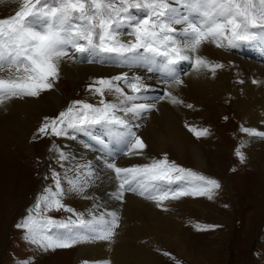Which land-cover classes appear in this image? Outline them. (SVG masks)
<instances>
[{"label": "snow or ice", "instance_id": "obj_1", "mask_svg": "<svg viewBox=\"0 0 264 264\" xmlns=\"http://www.w3.org/2000/svg\"><path fill=\"white\" fill-rule=\"evenodd\" d=\"M6 0H0V4ZM19 9L14 15L0 18V105L5 100L20 97H36L53 87L52 81L59 76V63L65 57L81 56L93 58L101 54L114 56L121 65L144 64L148 71L164 73L176 84L183 81L176 75V66L188 61L196 71L208 69L215 74L222 64H213L198 55L205 43L217 47L237 48L251 42L264 33V0H14ZM135 10V11H133ZM134 40L122 41L121 29ZM259 29L261 32H257ZM71 50V51H70ZM88 62H92L89 59ZM155 65V69L152 67ZM124 80L135 92L145 87L139 78L129 82L127 74L112 77L110 80L95 82L100 87L90 85L103 95L104 89L114 90L124 96L121 105L104 103L94 107L82 101V110L73 111L69 106L58 117L45 123L39 131L53 135H66L68 128L78 125L103 124L106 127L123 128L121 133L128 138L127 147L143 149L144 143L132 131L128 121L117 116V110L134 116L151 110L153 104L131 103L139 97L124 94L123 89L113 81ZM174 104L183 103L170 92L166 93ZM192 107V105H187ZM187 126V125H186ZM195 131L194 129H190ZM250 135L264 137V132L242 128ZM207 129L196 132L197 136L206 135ZM236 154L243 159L237 149ZM63 159V154H61ZM121 180L120 189L137 193L152 200L157 207L163 202L176 200L181 196L208 195L212 198L213 189H218V181L207 178L189 169H183L169 162L167 156L151 163L132 168L117 167L108 163ZM123 174V175H121ZM80 176L70 180L72 191H83L87 183ZM55 176V174H54ZM127 186V187H126ZM56 191L46 189V195L37 202L36 208L43 203L46 209L66 208L58 197L63 195L60 181L56 179ZM123 191L116 195L121 199ZM166 210V209H165ZM84 219L82 214L76 220L54 221L51 218L37 220L29 218L22 225L29 230V238L45 250L65 249L81 242L107 240L114 236L119 217L108 213ZM21 225H18L20 227ZM52 228L64 229L52 232ZM37 236L40 237L37 240ZM164 255H170L164 253ZM104 264H110L105 261ZM176 264H180L179 261Z\"/></svg>", "mask_w": 264, "mask_h": 264}, {"label": "bare ground", "instance_id": "obj_2", "mask_svg": "<svg viewBox=\"0 0 264 264\" xmlns=\"http://www.w3.org/2000/svg\"><path fill=\"white\" fill-rule=\"evenodd\" d=\"M19 6L14 0H6L5 3L0 4V18L15 14ZM124 36L125 30L122 28L119 38L122 41H128L129 39H125ZM256 38L262 40L263 36L258 35ZM254 43V40L246 42L237 48L217 47L213 43L203 44L199 49L201 51L199 55L213 64H222L224 67L217 68L215 74H212L208 69L203 68L196 71L190 62L185 61V69H189L190 73L181 74L178 65L176 66V75L183 81L182 84L174 83L170 77L160 71H148V66L144 64L121 65L114 56L108 54L89 58L77 53L75 57H65L60 61L59 74L68 79L73 89L76 87L80 89L85 84H96L95 82L102 79L110 80L112 77L127 74L129 82L135 83V78H139L145 87L141 88L139 92H135L123 79L113 81V83L118 84L124 94L139 97L131 103L155 105L151 110L143 111L135 116L131 113L125 114L120 110L116 111L115 114L128 121L132 131L140 137L145 145L143 149H134L131 153L127 147L128 138L121 135L125 131L123 128L113 129L101 124L98 127V135H94L96 131L89 124H85L78 125L71 132L67 129L66 135H56L59 144L55 153L45 161V165L46 168L48 167L47 175L50 176L51 173V177L55 180L56 190V179L58 178L60 181L63 195L59 199L62 204L66 208L72 209V211H66L63 208L61 218L64 221L69 218L76 220L77 215L82 214L84 219H91L92 216L98 217L105 214V219L110 220L111 216L107 214L113 212L119 217V226L114 229L115 234L112 239L110 241L81 242L75 257L71 256L74 258L72 264H104L105 256L109 255L110 251H112V261L117 264L128 255H139V252L145 250L143 242L146 238L161 235L156 230L164 231L166 226L163 227V225L172 224L175 214L173 211L167 212L169 209L167 204L171 199L164 201L163 207H157L152 200L145 199L132 191L121 190V180L117 178L114 169L108 168L107 164L114 163L117 167L132 168L167 156L169 162H177L175 164L178 165V163L187 162L185 156L188 155L187 152L190 153L189 156L194 157L195 161L200 162L201 151L197 149L196 140L187 130V127L192 126V122L194 123L192 109L200 99L211 101L216 99V95L218 97L228 96L229 99L235 97L237 103L235 105L236 114L231 106L224 109L216 105L202 117V122L204 121L201 124L202 127L194 123L193 126L197 127L198 131L207 129V134L200 136L203 137L201 141L206 142L205 146L220 147L219 143L213 141L211 132L220 128H228L237 133L236 142L239 151H243L248 156L255 155L256 149L261 145L260 136H251L249 133L241 131L242 128H248L256 132H264V55L262 53V55H258L255 52L251 55L243 48L245 44L252 46ZM250 46L248 48H251ZM260 52L262 51L260 50ZM89 59L92 62H88ZM152 67L155 69L156 66ZM168 92L183 103H172L170 97L166 95ZM41 94L48 96L49 101L48 114L45 116H48L49 119L58 117L67 101L66 96L61 92L60 85L53 83V89L45 90ZM154 96H159L163 100L158 104L144 102L145 98ZM100 99L99 105H96L95 102H92V105L103 107L101 101H104V103L118 105L120 108L131 106L130 103L121 105L120 101L124 99V96L114 90L109 91L107 88L104 89L103 95H100ZM23 100H25L24 97L12 98L5 100L0 105V158L1 155H5L6 146L9 143L14 144L21 136L19 135L20 124L25 123L27 126L25 128L28 129L26 131H30L32 124L44 113L45 107L38 106V102L29 100L28 103H25ZM187 105H192V107ZM155 111L157 117L152 116ZM143 125L146 126L147 133L140 136L138 132ZM80 134L95 141L96 145L83 141L81 137H78ZM197 146L199 147V145ZM61 154H63V159ZM233 166L236 168V161ZM181 168L183 167L181 166ZM251 170L263 178L261 187L253 189L250 180ZM251 170L241 168L239 173L242 194L236 190V202L246 200L238 209L239 217L236 225L238 235L243 229V235H240L243 239H249L252 236L254 227L264 216V202L254 208L251 205L256 192L259 190L264 192V176L260 174V171L256 172L258 170ZM89 172L91 175L87 177L83 191H72L69 181L80 176V183L83 184L84 174ZM32 182L31 175L27 192L31 188ZM121 191H123V196L121 199H117L116 195ZM26 196L27 193L24 197ZM245 209H249V211L246 214V222L243 223ZM113 241L116 243H112Z\"/></svg>", "mask_w": 264, "mask_h": 264}, {"label": "rangeland", "instance_id": "obj_3", "mask_svg": "<svg viewBox=\"0 0 264 264\" xmlns=\"http://www.w3.org/2000/svg\"><path fill=\"white\" fill-rule=\"evenodd\" d=\"M124 30L125 39L131 40L134 38L127 35V30ZM256 31L261 32L259 29ZM261 35L263 41L256 38L252 46H250L251 44L244 45L243 48L247 53L252 55L255 52L258 55L261 53L264 55V33ZM248 46L251 48H248ZM199 52L201 53L200 50ZM178 70L184 75L190 73L189 69H185V61L178 64ZM58 78L55 79L56 81L53 80L52 83H58L61 92L67 98L62 112L66 111L69 106L73 107L74 112L82 110V105L74 104V101H82L91 105L92 102H95L96 105L100 104L101 94L94 89H89V86L94 84H85L83 88L76 87L73 89L64 75L59 74ZM95 87H99V85L95 84ZM215 98L211 101L200 99L198 104L193 107L192 117L195 125L202 127L201 124L204 122H202V117L205 113H209L211 107L216 105L224 109L231 106L234 114L237 113L235 97L229 99L228 96L218 97L216 95ZM24 99L23 102L25 103H28L29 100L35 103L38 102V106L45 107V110L42 116L32 124L30 131H26L28 129L25 128L27 127L25 123L20 124L19 135L22 137L19 136L12 145L9 143L6 146L5 155H1L0 158V264H72L74 258H71V256L75 257L81 243L65 249L45 250L38 243L32 242L29 238L28 228L22 226L30 217L37 220L51 218L54 221H64L61 218L63 208L59 210L55 207L46 209L43 203L40 204L39 209L36 208L37 202L46 195V189L56 191L55 180L51 177V173L50 176L47 175L48 167L46 168L45 161L55 153L59 141L56 135L51 134L50 128L47 130L48 134L39 131L43 124H50L52 120L45 116L49 110L48 96L40 93L36 97L25 96ZM162 100L161 97L154 96L145 98L144 102L158 104ZM154 115L157 117L156 111L152 116ZM194 123L192 122V126L187 127V130L191 137L196 140V144L199 145V147L197 145L196 147L201 151L200 162L195 161L194 157L189 156L190 153L187 152L188 155H185L187 162L182 163L180 161L181 163H178V166L216 180L219 182L220 187L213 189L211 199L208 198V195H195L196 197L189 195L170 200V203L167 204L169 207L167 212L173 211L175 214V217L172 218V224L163 225V227L166 226L164 231L156 230L161 235L146 238L143 242L145 250L139 252V255H128L117 264H176L177 261L180 264H264V216L260 219L259 224L254 227L252 236L249 239H243L240 236L243 235V229L238 235L236 228L239 217L238 209L246 201L236 202L237 191L239 190L242 194L239 172L241 168L254 169L258 170L256 172L260 171V174L264 176V137H260L261 145L256 149L255 155L248 156L240 151L243 155V159H241L236 154L239 148L236 142L237 133L228 128L214 130L211 132V136L213 141L215 140L220 144V147L210 148V146H205L206 142L201 141L203 138L200 137L201 135H196L198 129L193 126ZM232 124H234L233 121ZM89 125L97 132L94 135H98V127L101 124ZM72 129L68 128L69 132L73 131ZM146 133V126H141L138 134L143 136ZM78 137L89 144L96 145V143L94 144L95 141H91L86 135L80 134ZM174 161L176 160L174 159ZM235 161L236 168L233 166ZM254 173L252 171L250 179L253 189L261 187V180L263 179ZM31 175L33 182L27 192ZM26 193L27 196L24 197ZM263 202L264 192L259 190L252 200V208ZM195 209L196 212H194ZM248 211L249 209L244 210L243 223L246 222ZM18 225L21 226L18 227ZM51 231L63 232L64 229L52 228ZM39 239L40 237L37 236V240ZM112 243H116V241ZM111 252L105 256L106 261L115 264L111 259ZM164 253L170 255L166 256Z\"/></svg>", "mask_w": 264, "mask_h": 264}]
</instances>
